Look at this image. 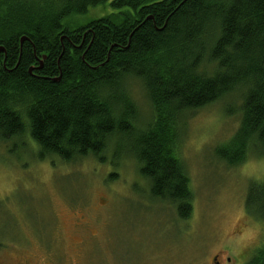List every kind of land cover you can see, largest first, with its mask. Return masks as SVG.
<instances>
[{"label": "trees", "instance_id": "trees-1", "mask_svg": "<svg viewBox=\"0 0 264 264\" xmlns=\"http://www.w3.org/2000/svg\"><path fill=\"white\" fill-rule=\"evenodd\" d=\"M105 6L107 15L80 22ZM0 47V143L29 136L39 160L104 162L126 137L150 196L178 219L193 209L177 153L182 118L233 97L237 113L225 115L237 125L220 160L235 167L264 156V0H0ZM130 80L142 83L151 107L140 128ZM259 178L244 213L261 237L235 264H264Z\"/></svg>", "mask_w": 264, "mask_h": 264}, {"label": "rangeland", "instance_id": "rangeland-1", "mask_svg": "<svg viewBox=\"0 0 264 264\" xmlns=\"http://www.w3.org/2000/svg\"><path fill=\"white\" fill-rule=\"evenodd\" d=\"M110 12L91 8L80 22ZM128 91L140 128L149 99L138 80ZM232 98L181 120L177 153L193 191L185 221L150 196L126 137L110 144L104 162L39 160L29 136L0 143V264H235L239 249L261 237L262 226L245 218L244 197L264 175V156L251 153L235 167L220 160L237 125L225 115L237 113Z\"/></svg>", "mask_w": 264, "mask_h": 264}, {"label": "water", "instance_id": "water-1", "mask_svg": "<svg viewBox=\"0 0 264 264\" xmlns=\"http://www.w3.org/2000/svg\"><path fill=\"white\" fill-rule=\"evenodd\" d=\"M23 40H24V39L22 38L21 41H23ZM2 50H3V49L0 47V52H1ZM43 58H45V57L43 56ZM42 63H43L42 60H40V64H41V65H42Z\"/></svg>", "mask_w": 264, "mask_h": 264}, {"label": "flooded vegetation", "instance_id": "flooded-vegetation-1", "mask_svg": "<svg viewBox=\"0 0 264 264\" xmlns=\"http://www.w3.org/2000/svg\"><path fill=\"white\" fill-rule=\"evenodd\" d=\"M44 60V59H43Z\"/></svg>", "mask_w": 264, "mask_h": 264}]
</instances>
